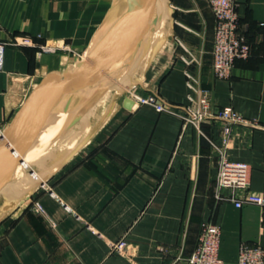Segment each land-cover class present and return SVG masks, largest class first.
Here are the masks:
<instances>
[{
  "label": "crops",
  "instance_id": "0c3cea01",
  "mask_svg": "<svg viewBox=\"0 0 264 264\" xmlns=\"http://www.w3.org/2000/svg\"><path fill=\"white\" fill-rule=\"evenodd\" d=\"M236 2L250 52L235 60L224 80L211 71L208 0H161L150 40L119 89L157 94L175 113L126 106L116 92L90 105L66 128V150L75 146L76 152L24 195L43 213L5 196L10 202L0 207V264H187L203 222L220 228L223 264H237L242 244L264 247V203L236 207L215 197L221 123L208 119L198 131L182 118L188 74L213 108L230 107L264 127V0ZM111 3L0 0V123L8 125L45 73L81 60ZM23 36L33 44L21 45ZM42 44L59 48L38 55ZM82 117L83 136L76 138ZM263 141L262 128L234 126L224 153L251 166L250 191L264 199ZM121 238L129 257L111 251Z\"/></svg>",
  "mask_w": 264,
  "mask_h": 264
},
{
  "label": "water",
  "instance_id": "95a60500",
  "mask_svg": "<svg viewBox=\"0 0 264 264\" xmlns=\"http://www.w3.org/2000/svg\"><path fill=\"white\" fill-rule=\"evenodd\" d=\"M160 12L161 0H112L83 58L62 72L44 74L0 139V190L12 182L29 154L61 122L90 107L101 84L128 78L150 40Z\"/></svg>",
  "mask_w": 264,
  "mask_h": 264
},
{
  "label": "built area",
  "instance_id": "2783aa9c",
  "mask_svg": "<svg viewBox=\"0 0 264 264\" xmlns=\"http://www.w3.org/2000/svg\"><path fill=\"white\" fill-rule=\"evenodd\" d=\"M209 9L214 18L213 42L211 49V71L216 79H229L236 59H245L250 52V45L240 33V22L237 15L236 0H208ZM28 36L20 37L21 45H32ZM59 46L42 44L38 46V55L55 53ZM4 44L0 43V70L3 64ZM83 58V57H82ZM81 58V59H82ZM187 76V95L189 104L184 107L182 116L187 124H191L200 131L201 124L208 119H215L221 123L220 139L222 148L217 162L216 193L218 201H230L236 207L252 203L262 205L263 196L250 191L251 166L241 161H233L224 153L225 146L232 135L234 126L242 125L252 128H262L253 121L245 120L230 107L213 108L208 95ZM127 97L137 106H149L157 113H175V106L161 99L157 94L141 95L136 87L127 91ZM5 123H0V139L6 129ZM262 169L264 172V141L262 151ZM223 190H228L226 197ZM31 209L36 213H43L41 205L35 201ZM220 228L211 223L203 222L199 226L196 244L187 259V264H223L218 255L220 243ZM111 251L122 257H129V244L124 238L111 246ZM237 264H264V247L260 245H240L237 254Z\"/></svg>",
  "mask_w": 264,
  "mask_h": 264
},
{
  "label": "rangeland",
  "instance_id": "374dc122",
  "mask_svg": "<svg viewBox=\"0 0 264 264\" xmlns=\"http://www.w3.org/2000/svg\"><path fill=\"white\" fill-rule=\"evenodd\" d=\"M56 53V52H55ZM114 92H116V94L118 93V95H121L120 98H122V101L124 103V105L126 106H131L133 105V101H131L128 97H127V93L126 95L125 94H121V91L120 89H117V90H113V89H108L104 92H97L90 100L88 106L92 105L94 102L98 101L97 103H99L100 100H105L107 99V97H109L110 95H114ZM113 93V94H112ZM109 95V96H108ZM135 105V103H134ZM83 118V119H82ZM82 124L80 123L81 126H79L76 131H75V136L79 133L80 129L84 127L87 119L85 117H82ZM67 133V130L65 129L61 134H60V137H57V144L53 145V141H55V138H51L49 140V154L47 155L46 158H42L39 155V157L35 156L33 157V159L29 162V164L26 166V169L27 170H34V171H41V170H48V169H51L53 167H55L56 165H61L65 160H67L69 157H71L76 151L77 147H69V150H66L67 149V144H65V142L63 141H66L64 140L66 138V134ZM79 135V134H78ZM83 136V132H81V134L79 135V137ZM88 136V135H87ZM70 137V135H69ZM77 138V136H76ZM85 139V137H83ZM87 138V137H86ZM77 141V140H76ZM83 141V140H82ZM59 143V144H58ZM52 148V149H51ZM59 149H64L63 152H61V154L63 156H58V152L60 151ZM46 150L44 151H40L41 153L45 152ZM55 170V168H54ZM53 171H51L50 173H52ZM49 174V173H48ZM42 182V181H41ZM42 183H40L39 186H37L36 189H39L40 186H41ZM29 188H25L23 189L21 192H19L18 194H13L11 197H12V200L15 201L16 203H18V206H22L23 204L25 205V203H27V201H29L28 203V208H30L33 203L35 202L34 200H30L28 197L24 196L26 195L27 193H31V190L28 191ZM37 191V190H36ZM10 195V194H9ZM22 201V202H21ZM10 202V201H9ZM8 200H6V198L4 197V200L3 202H1V206L0 207H5L7 204H9ZM2 212H0L1 214ZM3 214H1L0 216H2Z\"/></svg>",
  "mask_w": 264,
  "mask_h": 264
},
{
  "label": "bare ground",
  "instance_id": "6f19581e",
  "mask_svg": "<svg viewBox=\"0 0 264 264\" xmlns=\"http://www.w3.org/2000/svg\"><path fill=\"white\" fill-rule=\"evenodd\" d=\"M122 84H124V80H120L116 83L115 82L114 83L104 82V84H101L98 87L97 92H104L108 89H113L115 91V90L119 89L122 86ZM83 94L86 95L87 92L86 93L84 92ZM79 113H80V111H79ZM79 113H77V115H75L73 118L70 117L68 120L61 122L58 125V128L54 129V131L44 141V143H42L36 150H34L31 154H29V156L25 160V163L19 168V170H18L16 176L14 177V179L12 180V182H10L2 190H0V203L3 202L4 197L7 194H11V195L18 194L19 192H21L25 188H29V190L36 189L37 186H39L40 183H42L41 181H43V179L46 177V175H48V173L50 174L51 171H54V168L56 170L58 165H56L55 167H53L51 169L41 170V171L27 170L26 166L33 159V157H35V156L39 157L38 154H40V156L42 158H46L50 152L48 150L50 147L48 145L49 140L52 137L55 138V140H57L58 139L57 137H59L60 134L72 123V121L79 116L78 115ZM44 150H46V151L41 153Z\"/></svg>",
  "mask_w": 264,
  "mask_h": 264
}]
</instances>
